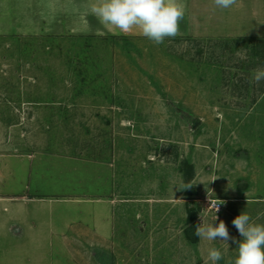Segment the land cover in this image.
<instances>
[{
	"label": "rangeland",
	"instance_id": "1",
	"mask_svg": "<svg viewBox=\"0 0 264 264\" xmlns=\"http://www.w3.org/2000/svg\"><path fill=\"white\" fill-rule=\"evenodd\" d=\"M93 2L0 34V264H210V247L234 264L231 240L186 237L187 207L237 241L242 212L264 224V22L226 35L186 9L155 45L113 34Z\"/></svg>",
	"mask_w": 264,
	"mask_h": 264
},
{
	"label": "clouds",
	"instance_id": "2",
	"mask_svg": "<svg viewBox=\"0 0 264 264\" xmlns=\"http://www.w3.org/2000/svg\"><path fill=\"white\" fill-rule=\"evenodd\" d=\"M216 9L227 10L237 4V0H213ZM90 13L100 23L116 35L139 34L155 45L163 44L166 38H175L180 34V23L186 14L184 0H94L90 5ZM264 81V68L254 70L252 82L259 84ZM215 178L214 180H216ZM213 180V181H214ZM186 184L183 188H191ZM223 201L210 200V207L216 213ZM232 225L243 238L237 241L230 237L223 220L218 226L202 222L196 227L195 235L200 240L222 241L237 244V255L234 264H264V224L255 222L252 217L242 212L232 220ZM223 253L216 247L207 251V261L217 264Z\"/></svg>",
	"mask_w": 264,
	"mask_h": 264
},
{
	"label": "crops",
	"instance_id": "3",
	"mask_svg": "<svg viewBox=\"0 0 264 264\" xmlns=\"http://www.w3.org/2000/svg\"><path fill=\"white\" fill-rule=\"evenodd\" d=\"M65 1L69 5L70 0H0V34H37L42 27L44 29V20L50 19L48 14L54 11L52 6L60 2L65 4ZM193 1L195 2V0ZM196 1L198 5L204 3L207 6L212 5L214 7L213 0ZM184 2L191 17L193 14L201 22H221L224 28L220 30L226 35L231 34L230 29L234 27L233 24L235 22L238 24V30L241 31L245 28H242L244 22H264V0H237V4L232 8L227 10L216 9L214 14H210L211 8L202 10L203 12H199L200 10L194 12L189 5L196 3L188 4L189 0H184ZM257 27L258 31L264 29V25H257ZM68 28L69 30L71 29V24L69 23ZM31 227L28 226L27 229ZM29 240L33 243V237H30ZM35 261L38 262V258Z\"/></svg>",
	"mask_w": 264,
	"mask_h": 264
},
{
	"label": "trees",
	"instance_id": "4",
	"mask_svg": "<svg viewBox=\"0 0 264 264\" xmlns=\"http://www.w3.org/2000/svg\"><path fill=\"white\" fill-rule=\"evenodd\" d=\"M193 171L194 170H193L192 164L188 161H185L184 168L182 167L183 181L185 184H191V180L193 177ZM189 191L193 192V187L186 189L187 193H189ZM195 211H196V207H193V206L187 207V214H188L187 220L190 224L185 228V235L192 242H196L198 238V236L195 235L196 225L193 223ZM191 230L193 231V234L190 233Z\"/></svg>",
	"mask_w": 264,
	"mask_h": 264
}]
</instances>
